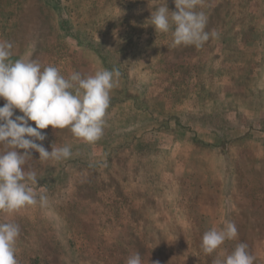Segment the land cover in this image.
Wrapping results in <instances>:
<instances>
[{
    "label": "rangeland",
    "instance_id": "rangeland-1",
    "mask_svg": "<svg viewBox=\"0 0 264 264\" xmlns=\"http://www.w3.org/2000/svg\"><path fill=\"white\" fill-rule=\"evenodd\" d=\"M163 2L0 0L13 61L65 77L121 72L98 141L41 130L46 150L72 154L41 161L32 151L25 169L47 203L0 212L20 228L18 264H126L136 252L142 264H213L241 242L264 264V0H201L205 30L218 34L201 48H173L171 31L155 32ZM214 111L242 122L228 133L240 137L223 144L206 118ZM227 222L237 238L206 255L203 234Z\"/></svg>",
    "mask_w": 264,
    "mask_h": 264
},
{
    "label": "clouds",
    "instance_id": "clouds-1",
    "mask_svg": "<svg viewBox=\"0 0 264 264\" xmlns=\"http://www.w3.org/2000/svg\"><path fill=\"white\" fill-rule=\"evenodd\" d=\"M174 4L176 11L170 12L164 0L149 19L155 32L171 31V47L201 48L210 35H218L205 30L208 18L203 11L196 10L201 0H174ZM12 48L11 42L0 41V99L5 101L0 107V212L6 214L47 203L48 197L38 196L30 186L37 185L36 172L25 169L32 159V151L39 154L41 161H61L72 154L67 145L46 150L43 144L37 143L46 138L41 130L48 126L56 130L68 128L83 142L98 141L104 134L110 93L121 76L120 70L113 68L90 75L72 72L65 77L57 67L42 66L31 58L13 61ZM15 110L22 115H14ZM19 234L16 223L0 222V264H18L15 244ZM237 236L233 222H227L222 230L210 229L202 236V251L210 255L226 240ZM254 260L247 244L241 242L231 254L215 259L213 264H254ZM126 264H142L141 254L130 255Z\"/></svg>",
    "mask_w": 264,
    "mask_h": 264
},
{
    "label": "trees",
    "instance_id": "trees-1",
    "mask_svg": "<svg viewBox=\"0 0 264 264\" xmlns=\"http://www.w3.org/2000/svg\"><path fill=\"white\" fill-rule=\"evenodd\" d=\"M206 118L209 119L208 122H210V127H212L211 131L217 135L220 136V138H222V143H226L228 141L234 140L238 137H240L238 134L233 135V133L228 134L229 131H233L235 128L239 127V122L238 119H233V118H226V115L223 112H217L214 111L210 114L206 115ZM206 120V119H205ZM203 124H208L204 121V118L202 119ZM264 124V119L263 122H261Z\"/></svg>",
    "mask_w": 264,
    "mask_h": 264
}]
</instances>
